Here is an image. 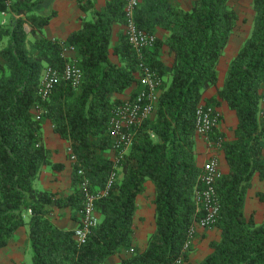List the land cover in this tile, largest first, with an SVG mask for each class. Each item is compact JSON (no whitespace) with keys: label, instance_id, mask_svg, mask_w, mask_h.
<instances>
[{"label":"trees","instance_id":"obj_1","mask_svg":"<svg viewBox=\"0 0 264 264\" xmlns=\"http://www.w3.org/2000/svg\"><path fill=\"white\" fill-rule=\"evenodd\" d=\"M75 1L82 12L80 27L59 42L41 35L50 16L38 17L33 8L42 0H0V249L26 227L31 264H104L122 250L131 252L119 264L186 260L191 247L184 251V245L204 214L197 203L202 167L196 161L195 114L202 102L215 108L225 102L237 124L234 139L221 143L229 171L215 184L220 238L209 243L210 252L196 264H264V219L256 223L244 213L253 176L264 178V128L257 116L264 86V0L251 1L248 37L209 99L204 92L217 84L218 63L238 19L231 0H192L188 10L178 0H139L137 27L155 36L164 32L144 53L163 85L153 117L136 130L118 164L109 156V120L121 102L118 96L138 83L135 54L126 38L121 35L111 45L113 26L124 24L122 3L107 1L97 9L95 0ZM164 47L172 56L169 65L162 60ZM65 49L74 51L81 81L77 87L60 81L41 101L42 72L47 66L61 68L68 61ZM43 119L76 158L67 196L34 186L44 166L63 169L52 162L44 144ZM78 170L91 191L103 189L116 172L107 195L95 202L98 222L83 245L73 230L59 228L50 218L54 208H69L78 221L84 199ZM147 181L154 189V231L141 249L133 245V218Z\"/></svg>","mask_w":264,"mask_h":264},{"label":"crops","instance_id":"obj_2","mask_svg":"<svg viewBox=\"0 0 264 264\" xmlns=\"http://www.w3.org/2000/svg\"><path fill=\"white\" fill-rule=\"evenodd\" d=\"M107 0H95V7L102 9L105 7ZM180 6L188 10L191 7L192 0H178ZM33 13L38 17L50 16L49 22L41 30V35L47 39L63 42L68 35L80 27V16L82 14L75 0H42V2L33 8ZM7 16L3 15L5 21ZM25 29L28 31L30 27L27 25ZM124 25L115 24L112 32V47L117 44L119 37L124 34ZM163 31H159L157 37H162ZM248 35H231L229 42L221 56L217 71V84L204 92L203 97L209 99L214 97L217 90L222 85L229 61L237 54L240 47ZM110 58L116 61L113 50L110 49ZM63 57L66 60H73L74 51L65 50ZM162 60L169 65L172 62V56L164 47ZM138 90V85L133 84L125 93L118 96L121 101L132 98ZM221 115V120L214 133L209 138L195 137L196 161L197 165L202 167L209 159L216 158L218 167L222 174L229 171L227 162L225 161L223 151L217 149L211 140V136L220 135L224 141L234 139V129L237 124L235 112L230 110L225 102H222L216 108ZM43 141L47 149L52 152V162L63 165V169L55 170L49 166H44L41 170L39 178L35 181L34 186L37 189H43L55 193L56 195L67 196L72 191V164L69 161L67 149L69 143L61 139L52 129L49 120H42ZM112 158V150L109 152ZM144 191L136 198V211L133 218L134 234L133 245L137 248H144L147 237L154 231V189L150 181L145 183ZM263 197L261 200L260 196ZM252 201L251 208L249 202ZM264 178L260 179L257 174L253 176L251 187L247 191L244 213L247 217L252 216L256 223H260L264 219ZM52 222L62 229L74 230L78 221L71 218L69 208H54L53 214L50 216ZM258 218V219H257ZM220 232L216 227L210 229L196 228L195 235L191 242V250L187 254V259L183 264H196L201 261L209 252V243L218 241ZM30 252V243L27 234V228L21 227L16 230L14 238L0 249V264H28V253ZM131 250H122L120 253L109 257L104 264H119L122 259L130 255Z\"/></svg>","mask_w":264,"mask_h":264},{"label":"built area","instance_id":"obj_3","mask_svg":"<svg viewBox=\"0 0 264 264\" xmlns=\"http://www.w3.org/2000/svg\"><path fill=\"white\" fill-rule=\"evenodd\" d=\"M118 1L122 3L125 38L135 54L138 70V90L134 97L125 99L115 106L109 120V134L112 140V158L116 164L119 163L120 159H122L125 152L131 146L136 130L144 121L153 117L155 104L163 85L162 80L156 76L145 61L144 53L153 47L156 36L144 32L135 24L134 12L138 6L139 0ZM60 81L67 82L71 87H77L79 85L81 81V71L74 60L66 61L61 68L51 66L44 68L37 87V95L40 100L44 101L48 99ZM257 116L264 128V86L260 90ZM35 119H41V114L38 109L35 110ZM220 120L221 115L218 110L202 102L198 105L195 114V136L209 138L219 125ZM222 141V138H217L213 141V144L217 149H221ZM67 153L71 164H76V158L71 153L70 148L67 149ZM261 153L264 158V139L261 142ZM77 174L80 176V187L84 199L78 210V225L73 230V237L78 245H83L92 228H94L98 222V215L95 212V202L107 195L112 181L116 177V172L110 174L105 187L99 191H91L89 189L88 179L84 176L82 170H78ZM221 175L222 173L220 172L216 158L209 159L202 166L200 175L202 189L197 193V203L201 206L204 214L192 227L188 240L184 245V251H187L191 246L197 227L202 229L215 227L219 211L215 184ZM183 262V257H180L173 264H183Z\"/></svg>","mask_w":264,"mask_h":264},{"label":"rangeland","instance_id":"obj_4","mask_svg":"<svg viewBox=\"0 0 264 264\" xmlns=\"http://www.w3.org/2000/svg\"><path fill=\"white\" fill-rule=\"evenodd\" d=\"M251 1L252 0H231L230 4L238 15V19L233 29L232 35L249 34L252 23V16H253ZM252 203L254 202L252 201L249 202L251 208L253 207ZM262 206L264 207V205ZM31 255H32V250L30 247V252L28 253V261H29L28 264H31Z\"/></svg>","mask_w":264,"mask_h":264}]
</instances>
